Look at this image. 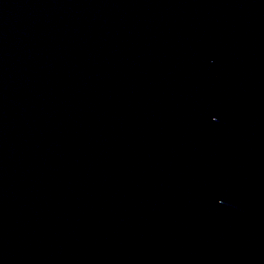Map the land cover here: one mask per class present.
<instances>
[{"label":"water","instance_id":"obj_1","mask_svg":"<svg viewBox=\"0 0 264 264\" xmlns=\"http://www.w3.org/2000/svg\"><path fill=\"white\" fill-rule=\"evenodd\" d=\"M0 264H264V0H0Z\"/></svg>","mask_w":264,"mask_h":264}]
</instances>
